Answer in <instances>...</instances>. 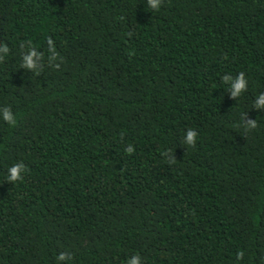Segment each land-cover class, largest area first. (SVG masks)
<instances>
[{"label": "trees", "instance_id": "trees-1", "mask_svg": "<svg viewBox=\"0 0 264 264\" xmlns=\"http://www.w3.org/2000/svg\"><path fill=\"white\" fill-rule=\"evenodd\" d=\"M260 94L264 0H0V264H264Z\"/></svg>", "mask_w": 264, "mask_h": 264}, {"label": "clouds", "instance_id": "clouds-1", "mask_svg": "<svg viewBox=\"0 0 264 264\" xmlns=\"http://www.w3.org/2000/svg\"><path fill=\"white\" fill-rule=\"evenodd\" d=\"M160 0H146V5L148 8H150L153 11H158L159 9ZM49 44V50L54 52V49L51 48V41H47ZM29 45H31V42H27ZM4 52H7V48H3ZM37 53L35 51L31 52L28 56L23 58V65L25 68L32 69L35 67L34 62L32 60L33 56H36ZM223 82L229 83L232 86V97H238L242 91L246 89V85L248 81L244 78V73L241 72L235 80H232L230 75H225L223 77ZM256 109H264V94L257 95L255 103L253 105ZM0 116H2L3 122L7 123L10 127L14 125L15 120L11 116L9 110L5 109L2 113H0ZM256 126L255 121H250L247 125L248 128H254ZM186 142L188 144H194L195 143V133L191 130L188 131ZM133 147L129 145L126 148L127 154H132ZM174 162V161H172ZM25 171V166L21 164H14L12 167L8 168L7 172L8 175L5 177L6 180L10 182H16L22 179L23 173ZM243 253L238 254V259L242 258ZM57 264H67L68 261L71 260V254H64L61 253L56 257ZM126 264H143L142 258L139 254L132 255L131 259H128Z\"/></svg>", "mask_w": 264, "mask_h": 264}]
</instances>
